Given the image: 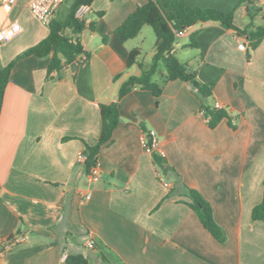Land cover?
<instances>
[{
    "label": "crops",
    "instance_id": "obj_1",
    "mask_svg": "<svg viewBox=\"0 0 264 264\" xmlns=\"http://www.w3.org/2000/svg\"><path fill=\"white\" fill-rule=\"evenodd\" d=\"M1 1L0 28L12 21L23 27L0 42L3 67L49 27L33 16L31 0H18L10 12ZM149 1L94 0L81 7L78 15L95 26L80 35L90 54L85 63L50 77L51 56H28L12 69L0 113V264H64L72 253L103 264L101 246L114 256L108 264H264V221L252 219L264 192V40L252 48L245 32L249 23H264V0H185L235 11L237 29L198 22L180 37L189 40L179 41L194 49L189 62L179 61L213 85L208 103L227 111L215 128L182 80L167 82L159 97L135 88L118 100L122 83L140 68L127 66L136 47L113 31ZM192 35L197 46H190ZM115 101L120 123L101 148L100 180L92 182L78 156L100 138V105ZM146 131L156 134L171 169L166 174L147 148ZM185 185L211 203L224 243L184 202ZM89 238L94 248L86 246Z\"/></svg>",
    "mask_w": 264,
    "mask_h": 264
},
{
    "label": "trees",
    "instance_id": "obj_2",
    "mask_svg": "<svg viewBox=\"0 0 264 264\" xmlns=\"http://www.w3.org/2000/svg\"><path fill=\"white\" fill-rule=\"evenodd\" d=\"M94 0H68L63 7L66 11L63 15L60 10L49 25L48 35L39 43L26 49L16 56L9 64L0 67V113L4 102L5 92L10 80V75L15 64L22 58L37 56L40 58L51 56L48 66V74L60 73L62 68L73 62L85 63L90 54L85 51L80 35L86 29H94V22H88L78 15L82 6H90ZM244 0H242L243 2ZM217 21L224 28L237 29L235 24V11L223 12L214 8H200L190 6L185 0H150L148 3L138 6L127 18L118 25L113 33L121 42L135 38L144 25H150L156 35L155 49L149 66L139 62L141 49H132L127 58V66L138 64L139 75H131L125 80L118 93V100L129 94L135 88H141L152 92L159 97L164 86L169 81L182 80L189 83L196 96L200 99V110L207 114L208 126L215 128L223 119L228 118L227 111L223 108H215L208 103L213 93V85L201 83L197 78V72L189 64L179 61L176 56L175 32L190 27L198 22ZM245 32L250 35L251 47L256 48L264 40V23L254 26L249 23ZM190 46H197L194 35L191 36ZM175 50L172 52V50ZM161 67L164 70H161ZM102 131L95 145H86L84 153L86 160L84 169L89 174L90 169L98 164V156L101 148L112 140L113 133L120 123V111L117 101L101 104ZM145 134H149L146 131ZM150 145V143H149ZM151 146V145H150ZM153 159L162 174L171 169L165 158L153 152ZM186 200L184 201L198 216L200 222L210 234L219 242L227 239L225 229L216 221L211 203L206 200L198 190L185 185ZM264 187V180H263ZM252 219L264 221V192L262 201L252 210ZM95 247V246H94ZM103 252V264L110 262L106 247L101 246ZM107 252V253H106ZM64 264H89V258L82 253L68 254Z\"/></svg>",
    "mask_w": 264,
    "mask_h": 264
},
{
    "label": "built area",
    "instance_id": "obj_3",
    "mask_svg": "<svg viewBox=\"0 0 264 264\" xmlns=\"http://www.w3.org/2000/svg\"><path fill=\"white\" fill-rule=\"evenodd\" d=\"M18 0H2L1 1V7L6 11L10 12L14 5L17 3ZM68 0H31L29 2V9L33 16L44 26H48L51 24L52 20L56 16V13L59 11L61 6H63ZM84 7V6H82ZM23 30V27L20 22L18 21H12L9 25L0 28V42H7L15 38L17 35H19ZM187 28H184L182 30H178L175 32L176 35V42L175 46L177 44V41L180 37H183L186 35ZM239 49L242 51L247 50V43L242 42L239 44ZM175 50V48L172 50V52ZM215 108H222V105L219 102H215L214 104ZM145 142L147 145V148L151 151V153L156 152L158 155L163 156V151L158 149V140L156 137V134L152 131L149 132V134H145ZM150 143V145H149ZM158 150V151H157ZM86 155L84 152H82L78 156V162L83 164L86 160ZM88 177L90 181L97 182L100 180V171L98 168V164L96 166H93L90 169V172L88 174ZM166 186H169L168 183H165ZM87 199L90 198V195L86 196ZM86 246L88 248H94L95 241L92 238H89Z\"/></svg>",
    "mask_w": 264,
    "mask_h": 264
},
{
    "label": "rangeland",
    "instance_id": "obj_4",
    "mask_svg": "<svg viewBox=\"0 0 264 264\" xmlns=\"http://www.w3.org/2000/svg\"><path fill=\"white\" fill-rule=\"evenodd\" d=\"M109 1V0H107ZM60 14L63 15L66 11V7L61 6ZM188 38H179L176 44L178 49L177 56L181 62H189L194 56V49L189 46H181L179 41ZM189 40V39H188ZM156 42V35L153 28L150 25H144L140 33L133 39H130L128 45L131 47H139L141 49V55L138 58L139 62L149 66L152 61ZM161 70H164L161 67Z\"/></svg>",
    "mask_w": 264,
    "mask_h": 264
},
{
    "label": "water",
    "instance_id": "obj_5",
    "mask_svg": "<svg viewBox=\"0 0 264 264\" xmlns=\"http://www.w3.org/2000/svg\"><path fill=\"white\" fill-rule=\"evenodd\" d=\"M207 115V114H206Z\"/></svg>",
    "mask_w": 264,
    "mask_h": 264
}]
</instances>
